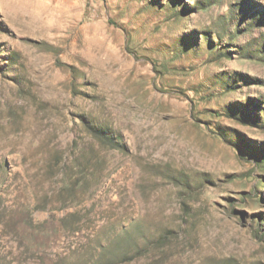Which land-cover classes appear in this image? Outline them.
<instances>
[{"label": "rangeland", "instance_id": "obj_1", "mask_svg": "<svg viewBox=\"0 0 264 264\" xmlns=\"http://www.w3.org/2000/svg\"><path fill=\"white\" fill-rule=\"evenodd\" d=\"M0 264H264V0H0Z\"/></svg>", "mask_w": 264, "mask_h": 264}]
</instances>
